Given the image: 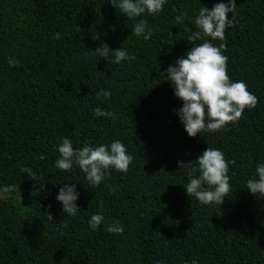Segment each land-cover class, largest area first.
<instances>
[{"label":"trees","instance_id":"1","mask_svg":"<svg viewBox=\"0 0 264 264\" xmlns=\"http://www.w3.org/2000/svg\"><path fill=\"white\" fill-rule=\"evenodd\" d=\"M219 2L167 0L159 14L127 19L111 0H0V185H16L0 200V264H264V197L245 187L264 162V0H235L233 26L211 41L222 45L229 79L257 98L237 122L189 137L163 77L209 39L187 41L199 7ZM182 11L187 18L176 23ZM140 19L153 29L148 41L131 32ZM96 34L135 59L98 57ZM100 88L111 92L106 103L94 94ZM98 105L114 118L94 117ZM60 137L74 149L119 140L132 161L93 187L78 167L55 169ZM207 147L231 161L222 205H202L183 188L188 170L177 162H194ZM62 183L79 192L75 216L56 200ZM95 213L105 221L92 231ZM113 220L122 233L105 230Z\"/></svg>","mask_w":264,"mask_h":264},{"label":"clouds","instance_id":"2","mask_svg":"<svg viewBox=\"0 0 264 264\" xmlns=\"http://www.w3.org/2000/svg\"><path fill=\"white\" fill-rule=\"evenodd\" d=\"M166 2L167 0H111L112 6L119 9L127 19L141 17L145 13L159 14ZM235 6V0H222L211 8L199 7L192 20L195 30L190 32L187 41L209 39L193 44L183 57L167 67L166 75H163L172 86L174 96L181 101L176 115L189 137L202 132L215 133L222 130L229 123L237 122L246 108H253L257 103L256 96L247 90L243 81L229 79L226 71L227 57L221 52L222 45L218 48L211 43L217 39L222 41L226 29L233 26ZM229 13L231 18H228ZM185 18L187 13L182 11L175 16V22L182 23ZM131 32L148 41L153 29L146 19H140L134 23ZM93 39L98 41V46L91 51L105 61L120 63L135 59L123 46L110 50L109 45L100 40L99 34L93 35ZM94 94L97 100L105 103L111 98V92L106 88H100ZM92 114L97 119L114 118L111 111L99 105L93 109ZM56 151L58 156L54 162L55 169L69 172L74 166L78 167L84 173L85 180L93 187L105 180L109 169L124 173L132 161V156L119 140L97 146L85 142L83 146L74 149L71 139L60 137ZM177 163L179 169L188 170L187 182L183 188L189 198H195L202 205L223 204L231 189L228 174L231 161L226 160L220 149L207 147L194 162ZM20 171L32 179L35 176L31 168L23 167ZM245 187L252 195L264 197V162L256 164L254 174L245 181ZM15 190V184L0 185V200L7 199ZM78 199L79 192L75 183H62L58 187L56 200L61 204L64 215L77 214ZM49 220H53L51 215ZM104 221L105 217L101 213H95L90 215L87 225L90 230L96 231ZM104 227L110 234L123 232V225L119 220H113ZM185 264H198V261L193 259Z\"/></svg>","mask_w":264,"mask_h":264}]
</instances>
